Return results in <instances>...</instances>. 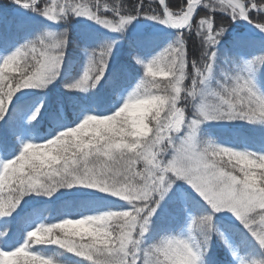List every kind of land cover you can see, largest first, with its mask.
Here are the masks:
<instances>
[{"label":"snow or ice","instance_id":"1","mask_svg":"<svg viewBox=\"0 0 264 264\" xmlns=\"http://www.w3.org/2000/svg\"><path fill=\"white\" fill-rule=\"evenodd\" d=\"M12 3L52 25L75 17L123 35L143 18L171 35L159 50L129 51L139 68L134 87L117 90L106 108H81L32 142L22 139L25 112L17 119L9 106L16 107L17 93L42 91L58 78L68 29L31 31L21 18V38L0 33V264H60L34 246H54L76 264H218L214 238L227 264H264V0ZM240 23L249 31L225 44ZM116 45L105 38L83 48L82 71L63 82L65 90L95 88ZM236 121L257 127L255 150L208 131ZM61 189L75 190L67 194L83 207L55 222L38 217L17 238L13 213L23 198H51Z\"/></svg>","mask_w":264,"mask_h":264},{"label":"trees","instance_id":"2","mask_svg":"<svg viewBox=\"0 0 264 264\" xmlns=\"http://www.w3.org/2000/svg\"><path fill=\"white\" fill-rule=\"evenodd\" d=\"M0 33L7 32L13 39L21 38L24 33L18 32L16 29V23L19 19L23 18L28 23V29L31 31L39 30L45 25L49 26L55 31L68 29L69 43L65 49V56L62 62L60 75L44 90H30L21 95L16 100L14 97L15 108L9 106V112L14 114L19 119V111L25 112L24 122L28 125L27 133L32 135L34 142H40L43 138L49 136L57 129L60 122H70L75 118L76 113L81 108L88 109H102L106 108L113 100L115 92L119 89L129 86L135 76L139 74V68L135 66L128 58L123 56L119 62H116L110 69L108 74H105V78L102 79L95 88L90 89L88 92H67L62 86L65 80L78 77L82 71L85 57L82 49L87 47L89 49L96 46L105 38L118 39L122 38V35L115 33H106L102 28H98L88 20L82 18H70L67 22H60L57 25H52L50 22L44 20L43 17L37 16L34 13H19L16 12L17 5L12 3V0H0ZM117 0H109V3H115ZM138 0H119V3L124 7H131L137 3ZM146 4L152 3L153 0H145ZM178 0H170V3L176 4ZM140 19V18H139ZM238 31L228 33L225 35V44L231 41L233 35L240 31H247L242 23L235 25ZM162 33V34H161ZM171 31L148 33L144 35H137L136 38L143 40V43H148L151 49H155L162 42L159 37L170 38ZM128 34L126 35V37ZM257 39V47H259ZM163 40V39H162ZM148 46L144 47V50L148 49ZM143 49V48H142ZM3 49H0V53ZM198 56V53H197ZM125 58V59H123ZM190 59L192 58L190 54ZM190 83V82H189ZM261 90H264V76H261L258 80ZM43 102L40 114L36 120L28 121L27 115L30 114L32 108L36 106V103ZM7 115V114H6ZM3 121L0 120V124ZM214 128V135L217 138L225 141H232L238 144L247 142L253 146H258V140L260 133L257 127L244 124L243 122H229V126L218 129ZM19 141H17V147ZM7 191V189L5 190ZM68 191L61 189L53 197H44L42 195L25 196L21 201L18 208L13 213V217L16 218L17 224L16 237L22 238L23 231L27 229L23 227L24 224L35 220V222H41L38 217H44L43 222H55L56 219L62 218L66 213L78 211L83 207L80 197L68 195ZM86 191V190H82ZM34 226V224H32ZM4 230L3 225L0 224V231ZM216 245V254L218 264H227L229 257L225 256L221 245L214 238ZM36 250L43 251L45 254L56 257L60 264H76L78 258L72 256L69 253H64L54 246H34ZM213 253V251L211 252Z\"/></svg>","mask_w":264,"mask_h":264},{"label":"rangeland","instance_id":"3","mask_svg":"<svg viewBox=\"0 0 264 264\" xmlns=\"http://www.w3.org/2000/svg\"><path fill=\"white\" fill-rule=\"evenodd\" d=\"M1 3V2H0ZM16 12H19V13H27L25 10L23 9H20V8H16L15 9ZM31 13V12H29ZM86 20V19H84ZM91 22V21H89ZM92 23V22H91ZM93 24V23H92ZM94 25V24H93ZM96 27L100 28L99 26L95 25ZM166 31H171L170 29H163L162 26L160 25H156V24H153L151 21H148V20H145L143 18H140L136 21H133L132 24H130L127 28V30L123 33L122 35V38L121 39H118L117 40V45L114 47L113 49V55L109 61V66H108V70L106 71V75L108 74V72L110 71V69L114 66V64L116 62H119V60L125 56V58H129V51L133 48L137 49V50H140V51H143V52H151V51H156V50H159L160 48H162L167 42H168V39L169 37H166V38H162V37H159L160 38V41H162L159 46H157L155 49H151L149 46H148V43H143V40H140V39H137L136 36L137 35H144V34H148V33H159V32H166ZM238 31L236 27H233L232 31L230 32H227L226 34L228 33H232V32H236ZM128 34V36L126 37V35ZM162 34V33H161ZM225 34V35H226ZM163 39V40H162ZM148 46V49L147 50H144V47ZM143 48V49H142ZM123 58V59H125ZM131 61V60H130ZM139 74H137L135 77H138ZM138 82V78L136 81L133 80V87L135 86V83ZM189 83V82H188ZM128 87V86H127ZM127 87H124L123 89H127ZM130 90V89H129ZM27 91H30V90H25L24 93H26ZM116 100V96H114V100L112 102H114ZM111 102V103H112ZM40 104V101H38L36 103V105ZM35 107L32 108V110L34 109ZM226 126H229V122H221L217 125H213L211 127L208 128V131L212 134L213 137L217 138L216 135H214V128L216 127H219L218 129L220 128H223V127H226ZM23 140H30L32 142H34V139L32 137V135H30L29 133H26L23 137H22ZM219 139V138H218ZM222 141H225L223 139H220ZM226 142H229L231 144H235L237 146L241 145V144H245L247 142H242L240 144L236 143V142H232V141H226ZM248 144V143H247ZM249 147H251L253 150H255V146H253L252 144H248ZM214 240V239H213ZM214 242V241H213ZM218 242V241H217ZM216 245L215 243L212 244V248L210 249V251L212 252L213 251V255L215 257H217V254H216Z\"/></svg>","mask_w":264,"mask_h":264},{"label":"water","instance_id":"4","mask_svg":"<svg viewBox=\"0 0 264 264\" xmlns=\"http://www.w3.org/2000/svg\"><path fill=\"white\" fill-rule=\"evenodd\" d=\"M244 26H245V28L249 31V26H247V25H245V24H243Z\"/></svg>","mask_w":264,"mask_h":264}]
</instances>
